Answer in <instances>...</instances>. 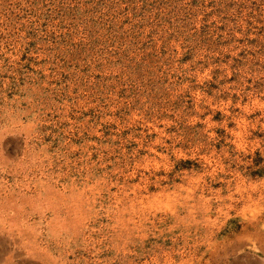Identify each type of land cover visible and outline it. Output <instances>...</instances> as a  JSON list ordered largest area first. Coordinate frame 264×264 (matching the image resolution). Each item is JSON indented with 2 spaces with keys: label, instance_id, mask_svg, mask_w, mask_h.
I'll return each mask as SVG.
<instances>
[{
  "label": "rangeland",
  "instance_id": "374dc122",
  "mask_svg": "<svg viewBox=\"0 0 264 264\" xmlns=\"http://www.w3.org/2000/svg\"><path fill=\"white\" fill-rule=\"evenodd\" d=\"M0 264H264V0H0Z\"/></svg>",
  "mask_w": 264,
  "mask_h": 264
}]
</instances>
